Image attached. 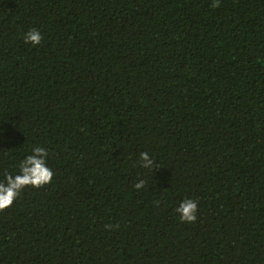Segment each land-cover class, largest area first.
I'll list each match as a JSON object with an SVG mask.
<instances>
[{
    "label": "trees",
    "instance_id": "1",
    "mask_svg": "<svg viewBox=\"0 0 264 264\" xmlns=\"http://www.w3.org/2000/svg\"><path fill=\"white\" fill-rule=\"evenodd\" d=\"M35 145L0 264H264V0H0V180Z\"/></svg>",
    "mask_w": 264,
    "mask_h": 264
},
{
    "label": "clouds",
    "instance_id": "2",
    "mask_svg": "<svg viewBox=\"0 0 264 264\" xmlns=\"http://www.w3.org/2000/svg\"><path fill=\"white\" fill-rule=\"evenodd\" d=\"M216 5L213 4V7ZM26 43L38 46L41 43L42 35L36 29H31L24 35ZM48 152L45 147L35 145L30 153L19 161L18 171L15 174H6L0 180V210H4L13 205L22 191L27 187L40 188L51 183L53 171L48 165ZM140 166L151 169L154 159L150 158L149 153L139 154ZM136 190L144 187V180H139L134 185ZM179 219L186 223H193L197 220L198 204L193 199H184L175 208Z\"/></svg>",
    "mask_w": 264,
    "mask_h": 264
}]
</instances>
